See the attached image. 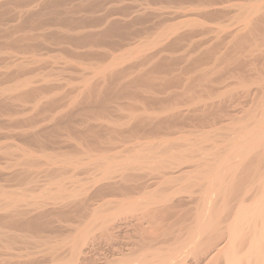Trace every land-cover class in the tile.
Masks as SVG:
<instances>
[{"label":"bare ground","instance_id":"1","mask_svg":"<svg viewBox=\"0 0 264 264\" xmlns=\"http://www.w3.org/2000/svg\"><path fill=\"white\" fill-rule=\"evenodd\" d=\"M0 264H264V0H0Z\"/></svg>","mask_w":264,"mask_h":264}]
</instances>
